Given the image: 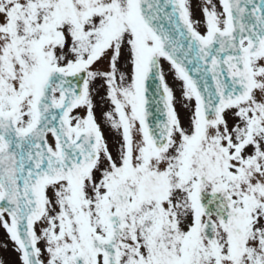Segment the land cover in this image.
I'll use <instances>...</instances> for the list:
<instances>
[{"label":"snow or ice","instance_id":"1","mask_svg":"<svg viewBox=\"0 0 264 264\" xmlns=\"http://www.w3.org/2000/svg\"><path fill=\"white\" fill-rule=\"evenodd\" d=\"M0 264H264V0H0Z\"/></svg>","mask_w":264,"mask_h":264},{"label":"rangeland","instance_id":"2","mask_svg":"<svg viewBox=\"0 0 264 264\" xmlns=\"http://www.w3.org/2000/svg\"><path fill=\"white\" fill-rule=\"evenodd\" d=\"M3 242V236L2 233H0V243ZM5 253L3 252V249L0 248V258L4 257Z\"/></svg>","mask_w":264,"mask_h":264}]
</instances>
